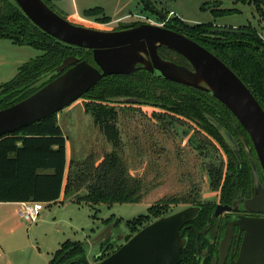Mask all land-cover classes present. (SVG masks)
I'll use <instances>...</instances> for the list:
<instances>
[{
	"label": "rangeland",
	"instance_id": "obj_1",
	"mask_svg": "<svg viewBox=\"0 0 264 264\" xmlns=\"http://www.w3.org/2000/svg\"><path fill=\"white\" fill-rule=\"evenodd\" d=\"M148 4L151 9L140 0H61L55 2L54 8L76 24L102 30L118 29L127 22L166 26L169 18H180L189 25L213 24L218 28L252 25L264 38V21L253 4L234 0H150ZM96 6L104 7L105 14L111 17L109 22L102 23L83 14L85 9ZM216 7L237 12L216 15L213 12ZM40 54V50L29 45L0 38V94L20 67ZM168 57L181 61L174 53ZM91 100V96H82L57 113L66 138L67 167L73 160L91 158L98 164L105 156L117 155L127 168L126 173L142 180V200L89 204L66 197L56 204L44 203L36 222L20 218V204L0 202V264H49L63 244L85 242L89 264H95L158 216L196 203L215 205L221 198L220 191L233 158L199 122L150 103L112 100L108 103L117 111L120 130V143L116 147L85 111V103ZM225 115L232 122V131L238 132L242 150L252 148L234 119L226 112ZM211 164L223 167L222 180L216 186L210 177ZM151 206L155 207L156 216L148 214ZM144 215L147 218L132 230L130 223ZM109 226L114 240L122 238L101 253L104 246L93 244L92 240Z\"/></svg>",
	"mask_w": 264,
	"mask_h": 264
},
{
	"label": "trees",
	"instance_id": "obj_2",
	"mask_svg": "<svg viewBox=\"0 0 264 264\" xmlns=\"http://www.w3.org/2000/svg\"><path fill=\"white\" fill-rule=\"evenodd\" d=\"M44 1L56 11L55 2L61 0ZM140 1L147 9L150 8V0ZM234 1L253 4L264 21V0ZM213 12L223 15L235 13L237 10L216 7ZM83 14L88 18L95 17L102 23L111 20L102 6L85 9ZM168 21L165 27L197 41L223 60L245 82L264 109V38L256 27L242 25L218 28L213 24L189 25L180 18H169ZM0 38H9L14 43L29 45L41 51L39 56L20 67L15 78L3 85L0 109L28 97L58 76L60 73L50 71L69 55L94 63L91 49L68 44L45 32L24 13L16 0H0ZM159 53L164 58L190 66L185 57L172 49L161 47ZM171 53L176 54L181 61L168 57ZM86 96H91L93 100L85 103V111L94 117L96 125L116 147L120 143L117 111L108 102H121L119 99L123 97L141 99L140 102L131 104L150 103L199 122L231 153L233 163L230 164L227 179L222 185L223 199L229 197L233 176L236 175L239 162L246 157L240 152L238 132L232 131V122L225 112L234 119L238 129L246 135L252 146L253 143L240 122L217 98L201 89L157 77L142 68L130 74L103 77L83 95ZM215 123L224 127L237 141L240 156L232 149V142ZM251 149L255 153L254 147ZM126 169L117 155L105 156L98 164L91 158L73 160L67 168L66 138L56 113L0 137V202L32 200L51 203L58 200L62 192L65 197L79 203L140 202L143 198L142 180L129 176ZM209 171L213 186L219 185L223 177V167L211 164ZM229 171L233 174H229ZM240 179L244 184L249 182L250 175L241 174ZM204 213L207 215V212L202 214V210L200 211L201 216ZM148 214L157 215L154 206L149 207ZM169 214L172 213L167 215ZM147 215L132 221L130 228L133 230L140 225ZM102 245L104 248L101 253L109 249L111 242L107 248L105 244ZM193 252L194 241L189 244L187 241L182 251L181 264H196L192 257ZM49 264H89V259L84 245L65 243Z\"/></svg>",
	"mask_w": 264,
	"mask_h": 264
},
{
	"label": "water",
	"instance_id": "obj_3",
	"mask_svg": "<svg viewBox=\"0 0 264 264\" xmlns=\"http://www.w3.org/2000/svg\"><path fill=\"white\" fill-rule=\"evenodd\" d=\"M16 2L45 32L68 44L91 49L94 63L75 55L64 58L50 71L60 73L58 76L28 97L0 109V137L58 113L105 76L130 74L142 68L157 77L206 91L221 101L249 135L264 173V109L245 82L206 47L180 32L157 24L122 23L121 29L102 30L68 20L44 0ZM161 47L179 53L190 66L164 58L159 53ZM119 101L137 103L141 99L123 97ZM215 124L239 155L237 141L224 127ZM252 182L253 196L245 200L244 207L264 213V186L255 164ZM234 209V206L219 204L215 215ZM200 210L201 206L191 205L154 220L95 264H180L188 241L181 229L195 219ZM235 224L245 233L234 264H264V217H243ZM231 230L232 226L228 225L224 241L229 239ZM111 238L112 226H109L92 243L105 244L107 248ZM81 244L85 246L87 242Z\"/></svg>",
	"mask_w": 264,
	"mask_h": 264
},
{
	"label": "flooded vegetation",
	"instance_id": "obj_4",
	"mask_svg": "<svg viewBox=\"0 0 264 264\" xmlns=\"http://www.w3.org/2000/svg\"><path fill=\"white\" fill-rule=\"evenodd\" d=\"M127 23L137 25L135 22ZM118 29H121V27ZM251 151L253 150L248 147L241 150L240 146V152L246 159L243 158L239 162L240 165L236 170V175L233 176L232 179L233 187L232 190L229 191V197L223 199L222 195L224 188H221V198L215 205L199 204L202 214L205 211L207 215L204 213V215L201 216L199 212L200 215L198 214L195 219L187 222L181 229V231H184V236L188 237V244L194 241L195 252H193L192 257H194V262L196 264H234L238 258L245 233L244 230L241 231L235 222L243 217H264V213L252 212L246 210L244 207L245 200L253 196L252 174L254 164L257 168L260 181L264 186V173L261 169L256 152L252 155ZM250 157H252L253 160ZM229 174H233V172L229 171ZM241 174L245 176L250 175L249 182L242 184V179H240ZM245 179L248 180L247 177ZM219 204L223 206H234L236 209L224 211L216 216L215 210ZM208 209L209 211H207ZM228 225L232 226V230L229 239L224 241ZM110 242H115V240L113 241V237Z\"/></svg>",
	"mask_w": 264,
	"mask_h": 264
},
{
	"label": "built area",
	"instance_id": "obj_5",
	"mask_svg": "<svg viewBox=\"0 0 264 264\" xmlns=\"http://www.w3.org/2000/svg\"><path fill=\"white\" fill-rule=\"evenodd\" d=\"M20 209L18 214L21 219H24L29 222H36L38 221L41 211L44 209L43 202L37 201H21L19 202Z\"/></svg>",
	"mask_w": 264,
	"mask_h": 264
},
{
	"label": "crops",
	"instance_id": "obj_6",
	"mask_svg": "<svg viewBox=\"0 0 264 264\" xmlns=\"http://www.w3.org/2000/svg\"><path fill=\"white\" fill-rule=\"evenodd\" d=\"M68 166H69V164H68ZM64 198H66V197H65L64 193L62 192V194H61V196H60V198L58 200H56L54 202H51V203H48V204H56L58 202H63L64 201ZM14 203H18L19 204V202H14ZM43 203H46V202H43Z\"/></svg>",
	"mask_w": 264,
	"mask_h": 264
}]
</instances>
